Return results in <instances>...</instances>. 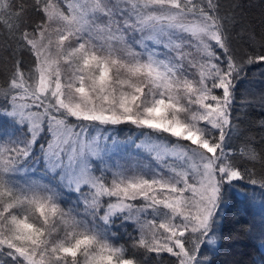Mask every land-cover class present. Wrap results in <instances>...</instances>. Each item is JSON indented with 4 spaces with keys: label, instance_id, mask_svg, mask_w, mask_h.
Segmentation results:
<instances>
[{
    "label": "snow or ice",
    "instance_id": "snow-or-ice-1",
    "mask_svg": "<svg viewBox=\"0 0 264 264\" xmlns=\"http://www.w3.org/2000/svg\"><path fill=\"white\" fill-rule=\"evenodd\" d=\"M260 25L238 0H0V264H212L234 198L264 220L241 131L264 90L238 88Z\"/></svg>",
    "mask_w": 264,
    "mask_h": 264
},
{
    "label": "trees",
    "instance_id": "trees-1",
    "mask_svg": "<svg viewBox=\"0 0 264 264\" xmlns=\"http://www.w3.org/2000/svg\"><path fill=\"white\" fill-rule=\"evenodd\" d=\"M230 3L232 0H226ZM243 6L245 20L254 22L257 30L260 28L261 17L264 16V0H238ZM3 53L0 52V79L3 76ZM240 93L247 89L252 95H258L264 90V78L260 76V70L253 68L249 73L248 80L238 85ZM239 109L234 112V116ZM264 119V109L259 106L247 110V115L241 116V131L255 137L259 142L264 136V129L258 126V121ZM139 130L128 129L122 126L119 135L124 138L131 134H138ZM240 143L234 138L232 146L237 147ZM260 147V144H257ZM258 206H254L242 198H234L231 206L227 209L221 231L223 239L215 247L210 258L212 264H264V249L260 247L261 233L264 232V220ZM127 239L126 237L124 238ZM123 242V241H121Z\"/></svg>",
    "mask_w": 264,
    "mask_h": 264
}]
</instances>
